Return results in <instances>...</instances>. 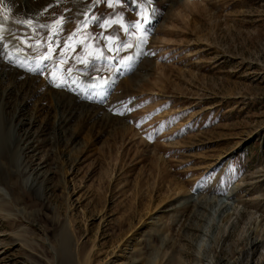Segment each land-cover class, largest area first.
I'll use <instances>...</instances> for the list:
<instances>
[{
    "label": "rangeland",
    "instance_id": "rangeland-1",
    "mask_svg": "<svg viewBox=\"0 0 264 264\" xmlns=\"http://www.w3.org/2000/svg\"><path fill=\"white\" fill-rule=\"evenodd\" d=\"M150 1L151 30L129 27L147 0L100 3L74 33L80 45L58 50L84 60L110 35L125 37L122 51L144 36L150 66L111 89L127 107L124 132L73 120L72 139L56 141L59 98L49 73L36 76L39 92L15 119L22 146L10 139L17 150L0 166V264H264L261 248L248 255L236 236L247 213L264 225V0ZM68 11L57 13L59 34L81 19ZM235 209L241 225L224 238Z\"/></svg>",
    "mask_w": 264,
    "mask_h": 264
},
{
    "label": "bare ground",
    "instance_id": "bare-ground-1",
    "mask_svg": "<svg viewBox=\"0 0 264 264\" xmlns=\"http://www.w3.org/2000/svg\"><path fill=\"white\" fill-rule=\"evenodd\" d=\"M52 2H54L53 5ZM138 4L140 3L138 2ZM92 5L93 2H91V0H0V22H2V24H0V33H2L4 36V40L0 42V52L11 54L13 60V62L10 63L5 59L0 58L1 167H4V161L8 157H12V154L17 150V148L22 146V144H20L22 139L17 136V130H19L20 126H22V123L16 121L15 119L18 114L19 116L23 115L24 105L27 102V98L30 96V92H39V88L37 87L35 82V74H37L41 70L49 69L46 62H43L40 65L39 69H37L36 71L27 70L28 68H36L38 59H35L34 56L39 55V53L27 54V50L25 49V47L27 46L25 45V43H23V41H27V30L29 28V24L27 23V21L30 20L31 22L38 23L39 28H43L45 32H47L46 34H44V36L41 35L43 36V39L51 41L52 44L56 45L58 40H56L55 36H53L52 33L57 26L55 20L50 19L51 16L53 17L58 10L65 8L69 10L68 15L66 14V18H72V14L73 17L76 18V16L78 15H84L83 13L90 12V10H92L93 8ZM141 5L142 4H140V6ZM5 17L7 18V20H4ZM85 19L86 17L84 18V20ZM16 21H21V23H16ZM153 21L154 17L151 15L149 17L147 26ZM154 22H156V20ZM151 27L152 26L150 25L147 27V29L151 30ZM14 37H18L19 39H14ZM141 45L142 44H139V46ZM144 47H137L135 50V54L133 53V51L127 54V56H135V58L137 59V62L133 61L130 66H125L122 64L123 73L125 72V70L131 71L129 75H125L123 77H114L119 70L117 68L109 69L108 71H106V73H108L106 84H103L101 82L88 81L85 78L83 81H77L76 79L71 77V73L77 71L69 72L68 75H59L62 73L63 69L57 68L56 82H59L62 78L64 81V86L60 88H57L55 86L52 87L50 79L47 83V86L55 92V97H58L60 100H57L55 105L59 111V115L57 117L56 123L52 122L53 139L55 138L56 134L58 137L56 141L58 142H61L65 138L67 140L72 139L71 136L74 134V130L73 132L70 131V126L73 120H76L78 124L82 123V125H84V128L90 126L92 129L97 131H99L100 129L101 132L106 131L109 128H112L115 132L118 133H122L125 131L126 126L125 122L123 121L124 117H119V114L126 113V107L124 106V104L118 102L112 103L110 93L112 86L118 82L121 84H125L127 87L133 86V84H135L136 81L141 78L142 70H146L150 66L151 60L147 58L148 50L146 49V47ZM18 49L23 50L18 51ZM100 60L108 62V60H106L105 58H102ZM20 64H23L25 66H18ZM98 72L105 73L104 70H96L87 72L86 74L82 75L88 77L91 74ZM51 73H53V71ZM73 81H75V83H73ZM93 83H98L102 86L94 89L91 86ZM57 89L68 90L70 94H66V92ZM47 90L49 89L47 88ZM64 99L72 100L79 109V112L77 113L75 110H73L71 105L61 102V100ZM12 101L14 110L10 115H7L5 112L6 107L9 105V102ZM105 103L107 105L106 109H110L111 111L114 110V112H116V114L114 113V116L108 114L105 111ZM10 139H16L17 148L14 147L13 150L10 149L8 145V143L10 144ZM9 153H11V156L8 155ZM20 166L21 172L30 177V175L28 174V168L26 166H23L22 160L20 162ZM28 179L30 178L27 177L26 180L28 181ZM31 185L36 189L38 188V184H36V181L32 178L30 179V186ZM2 188H4V186L0 187V193L2 195L1 198H5L6 196L3 194L4 191H2ZM40 189L41 188H38V191ZM239 211L236 209L232 211L229 217L226 218L222 223L220 232H222V236L225 235L224 238H226V236H228L232 231L235 230L237 224L241 225ZM243 218L241 219L242 226L237 227L239 228L236 233L237 239H244L247 242L248 255H251L253 251L261 248L260 252L262 259L264 260V225L260 223L261 221L259 219H256L254 216L248 213L247 216L244 219ZM62 226L63 224H61V227ZM60 231L62 232V242L63 244H65L64 246H66V243L68 244L70 242V235L64 228H61ZM222 240L224 239L222 238ZM66 249H68V246ZM263 260L261 261L263 262ZM228 261L230 263V260Z\"/></svg>",
    "mask_w": 264,
    "mask_h": 264
},
{
    "label": "snow or ice",
    "instance_id": "snow-or-ice-1",
    "mask_svg": "<svg viewBox=\"0 0 264 264\" xmlns=\"http://www.w3.org/2000/svg\"><path fill=\"white\" fill-rule=\"evenodd\" d=\"M123 2H124V0H93V5L92 6H95L96 4H100V3H107L108 7H114L116 3H123ZM136 2H137V0H133V3H136ZM147 3L150 4V0H147ZM83 14L85 15L86 19L82 23L86 26L89 17H88L87 12H85ZM140 17H141L140 21H137L135 24L129 26V27L135 28L136 31H137V33H143L144 31H146L145 25H147L148 22H149V15H148V12H147V9L146 8H142L141 9ZM90 19H91V21L93 23H95V22H97V21L100 20V17H98V16H92ZM121 19L122 18H118L116 20L105 21L104 22V27H109L113 23H120L121 22ZM4 20H7V18L5 17ZM65 22H66V20H65L64 17H61L60 19H58L56 21V26L57 27L54 29V31L52 33L53 36L54 35H57L58 32L62 30V26H63V24ZM16 23H21V21H16ZM27 23L28 24H31V21L29 20V21H27ZM0 24H2V22H0ZM124 31H125L126 34L131 35V33H129V31H128V27H125L124 28ZM14 39H19V38L18 37H14ZM106 39L109 41V44L112 43V40H111L110 37H107ZM3 40H4V36H3L2 33H0V42H2ZM23 43H25V45L27 47L32 48L33 51H38V48L41 46L39 41H37V43H36L35 46H33V45H27V42L26 41H23ZM141 43H145V39H144V36L142 34L137 35V44L136 45L127 44L126 46H127V48H132L134 46L138 47L139 44H141ZM122 47H124V45H119L116 49L109 48V50L110 51H112V50L119 51L120 48H122ZM22 50L23 49H18V51H22ZM55 50L56 49L54 47L49 46L47 53L46 54H43L41 56V58L37 61L36 68H28L27 70L28 71H36L37 69H39L40 65L45 60L52 59L51 53H53ZM141 54H143V53H141ZM102 57H103V52L101 51V52H99V54L90 53L89 54V58H87V59H84V60H80V58H77V59H78V61L80 63H83L86 68L91 67L93 71H96L93 62L96 59H99V58H102ZM0 58H3V59L7 60L10 63L13 62L12 56L9 53L0 52ZM133 60H134V58L132 56H127V57H125L124 59L121 60V64H123L125 66H130L131 63L133 62ZM64 62H66V61H64ZM18 66L24 67L25 65L20 64ZM69 71H71V70H69ZM50 77H51V82L53 83V86H55L57 88H60V87H63L64 86V81H63L62 78L60 79L59 82H56L57 81V77L55 75V72L50 73ZM73 83H75V81H73ZM102 83L103 84H106L107 81L105 80ZM91 86H92V88L96 89V88L101 87L102 85L101 84H98V83H93Z\"/></svg>",
    "mask_w": 264,
    "mask_h": 264
}]
</instances>
